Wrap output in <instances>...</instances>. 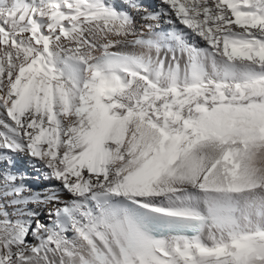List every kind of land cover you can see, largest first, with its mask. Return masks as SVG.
I'll use <instances>...</instances> for the list:
<instances>
[{"label": "snow or ice", "instance_id": "1", "mask_svg": "<svg viewBox=\"0 0 264 264\" xmlns=\"http://www.w3.org/2000/svg\"><path fill=\"white\" fill-rule=\"evenodd\" d=\"M0 264H264V0H0Z\"/></svg>", "mask_w": 264, "mask_h": 264}, {"label": "bare ground", "instance_id": "2", "mask_svg": "<svg viewBox=\"0 0 264 264\" xmlns=\"http://www.w3.org/2000/svg\"><path fill=\"white\" fill-rule=\"evenodd\" d=\"M145 3L150 4L153 8H155L158 5L159 0H147ZM201 46H203L202 43ZM18 169L21 171H25L29 174L31 178L27 179L26 183L37 191H43L44 189H47L51 183H54L45 180L43 177H41L40 179H36L35 178L36 174L33 172L32 168L24 160H21L19 162ZM62 199H67V197L66 196L62 197ZM41 207L44 209L45 212H47V210L51 208L52 205L51 204L47 206L42 205Z\"/></svg>", "mask_w": 264, "mask_h": 264}, {"label": "rangeland", "instance_id": "3", "mask_svg": "<svg viewBox=\"0 0 264 264\" xmlns=\"http://www.w3.org/2000/svg\"><path fill=\"white\" fill-rule=\"evenodd\" d=\"M147 0H144V2H146Z\"/></svg>", "mask_w": 264, "mask_h": 264}]
</instances>
